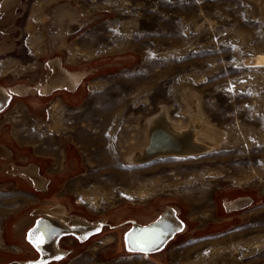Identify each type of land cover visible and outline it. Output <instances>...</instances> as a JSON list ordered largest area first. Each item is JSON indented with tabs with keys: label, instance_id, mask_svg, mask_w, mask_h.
I'll return each mask as SVG.
<instances>
[{
	"label": "rangeland",
	"instance_id": "obj_1",
	"mask_svg": "<svg viewBox=\"0 0 264 264\" xmlns=\"http://www.w3.org/2000/svg\"><path fill=\"white\" fill-rule=\"evenodd\" d=\"M74 20L81 27L71 31ZM261 55L264 0H0V85L34 86L50 105L40 132L51 135V153L63 152L50 169L62 170L59 187L35 208L63 204L69 220L107 222L86 240L62 238L66 255L49 264H264ZM58 59L80 84L47 95L42 84ZM162 107L221 139L200 155L130 162L124 152L139 141L131 136L144 139L145 118ZM169 207L184 228L166 248L148 256L123 248L133 220ZM29 225L12 238L13 260L36 258ZM107 236L112 243L97 247Z\"/></svg>",
	"mask_w": 264,
	"mask_h": 264
},
{
	"label": "crops",
	"instance_id": "obj_2",
	"mask_svg": "<svg viewBox=\"0 0 264 264\" xmlns=\"http://www.w3.org/2000/svg\"><path fill=\"white\" fill-rule=\"evenodd\" d=\"M22 84L30 86L29 93L23 95L14 91L13 87L19 84L0 85L12 94L10 104L0 113V264L10 261L3 259L5 255L9 254L13 260L20 253V243L12 238H19L23 225L46 213L35 206L48 191L51 174L59 178L62 174L61 169L58 172L50 169L61 165L63 152L51 153L44 139L51 135L41 133L39 127L51 115L50 105L36 97L34 86ZM25 211L30 213L24 214Z\"/></svg>",
	"mask_w": 264,
	"mask_h": 264
},
{
	"label": "bare ground",
	"instance_id": "obj_3",
	"mask_svg": "<svg viewBox=\"0 0 264 264\" xmlns=\"http://www.w3.org/2000/svg\"><path fill=\"white\" fill-rule=\"evenodd\" d=\"M16 1L18 2V0ZM80 27L81 23L76 20H74L70 26L71 31L78 30ZM255 61H257V63H263L264 55L257 57ZM51 67L53 72L42 84V89L47 95L51 94L56 89L70 88L74 90L79 85L81 76L78 73H73L65 69L61 65L59 59L51 62ZM124 83L129 84L128 82ZM13 90L25 95L29 93L30 86L19 84L13 87ZM212 127L213 126L210 127L209 125H205L202 121L196 119L192 120L189 124H179L170 117L165 107H162V111L159 113L145 118L143 130L144 139L139 138L140 131H136V134L131 136L133 139H138L140 142H135L130 150L124 152V156L134 164H142L162 156L189 157L207 153L210 147L216 145V141L221 139L219 138V134L217 135ZM153 134L155 137H153ZM150 144H152L151 148H149ZM239 204H242V202ZM66 210L63 204H57L50 209V212L60 215L66 218L67 221H70ZM102 221L105 220L103 219ZM112 239V236H107L100 244H96V246L98 247L103 243H109Z\"/></svg>",
	"mask_w": 264,
	"mask_h": 264
},
{
	"label": "water",
	"instance_id": "obj_4",
	"mask_svg": "<svg viewBox=\"0 0 264 264\" xmlns=\"http://www.w3.org/2000/svg\"><path fill=\"white\" fill-rule=\"evenodd\" d=\"M11 99L12 94L0 86V113L8 107ZM153 137H155L154 134ZM151 146L152 144L149 145V148ZM106 223L102 220L89 222L85 219L74 218L72 224H70V221L60 215L51 212L43 213L27 235L28 241L38 251L39 258L31 260L14 259L3 264H45L52 260H59L66 255V251L59 247L61 237L72 234L83 241L101 232ZM183 228L184 222L179 217V213L169 207L147 224L133 220L131 227L124 234L125 247L129 252L144 253L148 256L163 250L167 243ZM143 238L154 240L149 250H140L145 247ZM37 245L39 246L37 247Z\"/></svg>",
	"mask_w": 264,
	"mask_h": 264
},
{
	"label": "flooded vegetation",
	"instance_id": "obj_5",
	"mask_svg": "<svg viewBox=\"0 0 264 264\" xmlns=\"http://www.w3.org/2000/svg\"><path fill=\"white\" fill-rule=\"evenodd\" d=\"M80 84V83H79ZM78 87H79V85L76 87L77 89H78ZM74 89V90H72V89H70V88H62V89H60V90H72V91H76L77 89ZM58 178V176L57 175H54V177H51L50 178V181L48 182V184H47V192H45V194H43V196L42 197H40V199L42 200V199H47V198H45L46 196H48L49 194H50V190L51 189H54L55 191H56V189H57V186H58V184H59V181H57L56 179ZM50 196V195H49ZM43 214H41V215H38L32 222H30V225L26 228V231H25V234H24V238H25V242H26V244L29 246V248H30V250L32 251V252H34L35 254H36V258H34V259H37V258H39V253H38V251L36 250V248L31 244V242H29L28 241V239H27V235H28V232L34 227V225L36 224V221L42 216ZM151 222V221H150ZM147 223H149V222H147ZM147 223H145V224H147ZM70 224H72V220H70ZM131 227V226H130ZM67 236V235H66ZM69 236H71V237H73V238H75L76 240H77V237L76 236H74V235H72V234H70ZM65 236H63V237H61L60 238V240H59V243H60V241L62 240V238H64ZM177 237V235H175L174 236V238L173 239H175ZM171 242V241H170ZM170 242H168L167 243V245L170 243ZM166 245V246H167ZM166 246L164 247V248H166ZM60 247V246H59ZM123 248L126 250V247H125V243H124V245H123ZM58 262V260H52V261H50V262H48V264L49 263H57Z\"/></svg>",
	"mask_w": 264,
	"mask_h": 264
},
{
	"label": "snow or ice",
	"instance_id": "obj_6",
	"mask_svg": "<svg viewBox=\"0 0 264 264\" xmlns=\"http://www.w3.org/2000/svg\"><path fill=\"white\" fill-rule=\"evenodd\" d=\"M144 240V244H145V247L144 248H141L140 250L141 251H145V250H149L151 248V245L154 243V240L152 238H143ZM41 243L43 241H40ZM39 245H37L38 247Z\"/></svg>",
	"mask_w": 264,
	"mask_h": 264
}]
</instances>
